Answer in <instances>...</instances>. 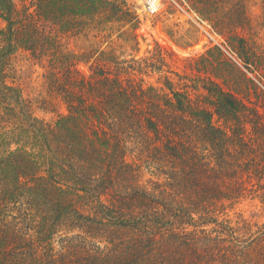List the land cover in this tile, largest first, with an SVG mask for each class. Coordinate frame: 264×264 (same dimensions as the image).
Instances as JSON below:
<instances>
[{
    "label": "trees",
    "instance_id": "obj_1",
    "mask_svg": "<svg viewBox=\"0 0 264 264\" xmlns=\"http://www.w3.org/2000/svg\"><path fill=\"white\" fill-rule=\"evenodd\" d=\"M190 2L249 24L247 0ZM114 28L136 52L126 0H0V264H264V225L230 215L264 203V112L230 88L236 64L213 48L154 86L119 45L66 46ZM21 51L46 65L54 123L9 82Z\"/></svg>",
    "mask_w": 264,
    "mask_h": 264
},
{
    "label": "rangeland",
    "instance_id": "obj_2",
    "mask_svg": "<svg viewBox=\"0 0 264 264\" xmlns=\"http://www.w3.org/2000/svg\"><path fill=\"white\" fill-rule=\"evenodd\" d=\"M15 1L20 4V0ZM126 1L132 6L139 20V28L135 32L138 42L136 52L128 47L124 49L125 44L118 39V28L107 30L106 34L88 39L89 41L79 36L69 38L66 41L67 48L72 52H82L85 47L92 44H99L96 47L101 46L102 50L112 48V43L114 47L119 45L121 47L117 48V53L122 54L121 59L132 60L134 58L148 61L147 66L151 67H148L149 76H144V79L147 84L154 86H157L159 82L163 83L165 76L177 80L170 72L179 74L186 72L191 76L192 69L197 65L195 60L208 50L218 48L238 67H236V76L229 78L232 84L230 88L239 92V96L245 101L248 100L261 107L264 112V19L262 18L261 0H247L246 14L249 19L247 26H236L235 28L217 25V29L214 28L217 23L203 20L193 10L190 0H178V2L189 11L191 17L164 1L154 15L148 14L145 10L146 0ZM203 28L219 40L224 50L211 43ZM221 30H227V33L220 32ZM240 40H244V43ZM242 48L248 55L245 53V59L239 55L243 51ZM159 51L162 56H159ZM188 59H193V61H186ZM42 63L29 53L22 51L16 53L9 67V82L21 89L38 119L54 123L57 117L65 114L66 111L58 102L59 100L51 103L46 79L48 70L45 63ZM95 66V64L92 65V67ZM156 67L162 68L161 73H153L152 70ZM79 69L86 76L91 74L88 66L80 65ZM146 175L148 179L151 173L146 171ZM262 184L264 185V181ZM230 215L235 219L248 220L263 226L264 203L259 200H245L236 205Z\"/></svg>",
    "mask_w": 264,
    "mask_h": 264
},
{
    "label": "built area",
    "instance_id": "obj_3",
    "mask_svg": "<svg viewBox=\"0 0 264 264\" xmlns=\"http://www.w3.org/2000/svg\"><path fill=\"white\" fill-rule=\"evenodd\" d=\"M162 1L167 2L168 4H170L172 6H175L178 10H181L184 14L191 17V15L189 14V11L185 7H183L178 2V0H146L145 1V10L147 11L148 14H151V15L156 14L159 11V9L161 8V6L163 5ZM203 30L205 31V33L207 34V36L211 40V43L214 46H218L219 48H223L221 46V43L219 42V40L217 38H215L213 36V34H211V32H209L205 28H203ZM223 50H224V48H223ZM229 57L232 58V56H230V55H229Z\"/></svg>",
    "mask_w": 264,
    "mask_h": 264
}]
</instances>
